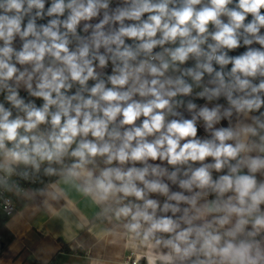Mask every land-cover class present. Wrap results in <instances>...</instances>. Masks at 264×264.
Wrapping results in <instances>:
<instances>
[{
  "label": "clouds",
  "instance_id": "obj_1",
  "mask_svg": "<svg viewBox=\"0 0 264 264\" xmlns=\"http://www.w3.org/2000/svg\"><path fill=\"white\" fill-rule=\"evenodd\" d=\"M48 3L0 0V186L47 163L147 264H264V0Z\"/></svg>",
  "mask_w": 264,
  "mask_h": 264
},
{
  "label": "crops",
  "instance_id": "obj_2",
  "mask_svg": "<svg viewBox=\"0 0 264 264\" xmlns=\"http://www.w3.org/2000/svg\"><path fill=\"white\" fill-rule=\"evenodd\" d=\"M118 2L115 0L110 6L115 7ZM96 22L99 18L93 21ZM15 46L17 49L21 46L19 39L15 41ZM193 64L189 61L184 67H192ZM184 99H191L198 106L207 104L212 107L220 103L227 107L225 99L208 102L195 95ZM180 111L184 118H191L186 109L181 108ZM225 122L228 125V121L223 120L217 127H224ZM197 135L200 138L209 136L202 122L198 123ZM206 162H211V158ZM65 163H71V158H66ZM98 165L104 167L102 160L98 159ZM47 166V163L42 164L41 171ZM162 166H167L169 170L172 168L166 162ZM195 166H199V162ZM53 167L59 169L62 166L54 164ZM220 174L223 172H213L214 178ZM170 188L181 191L171 183ZM151 198L161 203L165 199L157 194H151ZM214 198L211 194L205 197L208 200ZM13 199L17 209L3 220L0 230L4 245L0 264H126L131 255L145 256V248L125 234L121 222L98 216L100 208L74 186L64 184L58 174L48 181L38 177V182L28 186L25 192L13 193Z\"/></svg>",
  "mask_w": 264,
  "mask_h": 264
},
{
  "label": "built area",
  "instance_id": "obj_3",
  "mask_svg": "<svg viewBox=\"0 0 264 264\" xmlns=\"http://www.w3.org/2000/svg\"><path fill=\"white\" fill-rule=\"evenodd\" d=\"M115 0H113L114 2ZM43 24H46V19L41 20ZM131 43V41H127ZM108 74H111V65L109 64L108 68L105 70ZM90 85L93 82H89ZM74 91V90H73ZM25 92L23 89L20 90V95L25 98ZM0 102H5L3 95H0ZM5 106L9 105L5 102ZM15 115V112H14ZM25 171V166L20 165L16 171L8 176V183L11 190L5 189L3 186H0V218L1 216L9 217L13 215L17 209L16 203L13 199V193H23L26 191L27 187L31 184L38 182V173L34 172L31 169H28L29 175L27 178L24 177L23 173ZM5 173L0 171V176H4ZM3 236L0 232V256L3 253ZM138 255H131L128 257L126 264H141V259H137ZM52 264V263H47Z\"/></svg>",
  "mask_w": 264,
  "mask_h": 264
},
{
  "label": "trees",
  "instance_id": "obj_4",
  "mask_svg": "<svg viewBox=\"0 0 264 264\" xmlns=\"http://www.w3.org/2000/svg\"><path fill=\"white\" fill-rule=\"evenodd\" d=\"M48 6H50V0H49V3L46 4V8H47ZM45 19H46V23H47V20H48L49 18L46 17ZM249 19H251V17H249ZM37 23H38V24H43V23L41 22V20H38ZM245 50H246L245 47H240V48H238V49H236V50H233V51L229 52V55H231V56H237V55L242 54ZM217 67H218V66H217ZM228 67L230 68L231 66L229 65ZM24 96H25V100H26V101L29 100V99L34 100L35 103H36V105H37L38 107L43 103V101L40 100V99H38V98H32V97H29L28 94H27V92H25V95H24ZM219 100L223 101L224 98H220ZM262 111H264V109H262ZM227 126H228V125H227V123L225 122V123H224V127H227ZM38 177L41 178V179H43L44 181H48V180L54 179V178L56 177V175H46V174L44 173V171H41V170H40V172L38 173ZM1 219L5 221V220H6V217L1 216Z\"/></svg>",
  "mask_w": 264,
  "mask_h": 264
},
{
  "label": "rangeland",
  "instance_id": "obj_5",
  "mask_svg": "<svg viewBox=\"0 0 264 264\" xmlns=\"http://www.w3.org/2000/svg\"><path fill=\"white\" fill-rule=\"evenodd\" d=\"M3 220L0 218V230L2 229L3 227ZM148 252V249L145 248V253L146 254ZM140 257V256H139ZM141 264H147V261L145 258L141 257V261H140Z\"/></svg>",
  "mask_w": 264,
  "mask_h": 264
}]
</instances>
